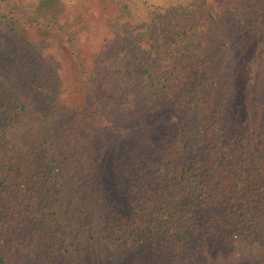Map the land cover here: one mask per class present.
<instances>
[{
    "label": "trees",
    "instance_id": "1",
    "mask_svg": "<svg viewBox=\"0 0 264 264\" xmlns=\"http://www.w3.org/2000/svg\"><path fill=\"white\" fill-rule=\"evenodd\" d=\"M257 31L234 0H0V264H264Z\"/></svg>",
    "mask_w": 264,
    "mask_h": 264
},
{
    "label": "rangeland",
    "instance_id": "2",
    "mask_svg": "<svg viewBox=\"0 0 264 264\" xmlns=\"http://www.w3.org/2000/svg\"><path fill=\"white\" fill-rule=\"evenodd\" d=\"M235 3L245 12L248 21L256 26V33H253L251 40L254 45H258L257 29H264V1L262 0H234ZM252 33V32H251ZM252 44V45H253ZM242 107V106H241ZM244 120V116L240 113V121ZM173 116L168 113H158L150 117V122H147L144 134L153 135L154 138L167 140L171 135ZM212 264H243L241 258L234 253L215 250L212 252ZM145 264H177L175 259L169 257L148 258Z\"/></svg>",
    "mask_w": 264,
    "mask_h": 264
}]
</instances>
